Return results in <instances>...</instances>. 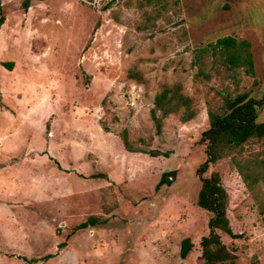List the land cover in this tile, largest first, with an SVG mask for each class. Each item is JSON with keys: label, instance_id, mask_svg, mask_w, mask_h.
Instances as JSON below:
<instances>
[{"label": "rangeland", "instance_id": "obj_1", "mask_svg": "<svg viewBox=\"0 0 264 264\" xmlns=\"http://www.w3.org/2000/svg\"><path fill=\"white\" fill-rule=\"evenodd\" d=\"M22 3L0 0V264H197L210 217L196 203L201 133L221 93L264 89V1ZM225 35L249 42L253 76L230 77L198 53ZM175 83L197 114L186 122L170 114L158 134L153 98ZM124 128L134 148L168 156L126 151ZM263 148L252 140L237 156ZM166 171L171 183L157 187ZM212 171L238 234L220 233L234 264H264L263 186L248 190L230 156L203 175ZM90 215L105 221L75 231ZM186 237L193 247L182 258Z\"/></svg>", "mask_w": 264, "mask_h": 264}, {"label": "trees", "instance_id": "obj_2", "mask_svg": "<svg viewBox=\"0 0 264 264\" xmlns=\"http://www.w3.org/2000/svg\"><path fill=\"white\" fill-rule=\"evenodd\" d=\"M91 1V0H89ZM264 1V0H263ZM23 7H28L27 0H23ZM2 17H0V24ZM199 54H210L212 65H222L226 71L231 72L230 77L238 70L245 75L253 76L254 64L249 42L243 38L225 35L217 38L215 42L200 48ZM11 69V62L5 63ZM234 73V74H233ZM221 93V92H220ZM221 95L220 103L208 106V127L202 131L200 141L205 144V159L197 167L200 188L197 194V205L210 213L208 231L199 241L200 255L197 264H234L235 254L222 242L220 233L230 237H238L232 232L227 216L228 192L222 184L221 174L212 171L208 176L203 174L210 165L218 160L230 156L233 165L239 172L245 187L253 191L259 184L264 188V148L247 157L237 156L241 148L252 140L264 141V120H259V108L264 106V89L255 96L251 90L229 92ZM170 114H178L182 122L189 121L197 114V108L191 97L187 96L179 83L162 84L160 90L154 95L150 117L155 125L156 132L162 130L163 120ZM101 128L109 132V127L101 122ZM124 149L128 152H145L150 156H168L167 152L158 150L145 151L134 148L128 139L127 130L120 131ZM174 171L163 172L157 183L170 184ZM92 178H104L103 173L91 174ZM110 208L105 209L108 212ZM105 219L97 215H90L74 226V230L85 229L104 223ZM64 246L65 242H61ZM193 244L189 238H183L180 245V257L185 258L191 251ZM250 264H259L254 258Z\"/></svg>", "mask_w": 264, "mask_h": 264}]
</instances>
